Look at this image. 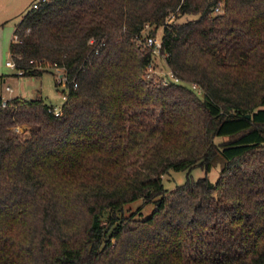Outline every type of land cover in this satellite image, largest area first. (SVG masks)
Returning <instances> with one entry per match:
<instances>
[{
  "label": "trees",
  "instance_id": "trees-1",
  "mask_svg": "<svg viewBox=\"0 0 264 264\" xmlns=\"http://www.w3.org/2000/svg\"><path fill=\"white\" fill-rule=\"evenodd\" d=\"M158 27L181 83L144 74ZM9 56L68 83L58 115L0 106V264H264V0H46ZM198 165L217 178L164 187Z\"/></svg>",
  "mask_w": 264,
  "mask_h": 264
},
{
  "label": "rangeland",
  "instance_id": "rangeland-1",
  "mask_svg": "<svg viewBox=\"0 0 264 264\" xmlns=\"http://www.w3.org/2000/svg\"><path fill=\"white\" fill-rule=\"evenodd\" d=\"M32 1L33 0H0V75L7 78L6 82H2L0 79V93L3 94V97H41L47 104L60 107L64 101L63 94L67 92V87L64 83H57V76L53 71H44L37 76L18 75L15 68L6 65V61L11 59L9 56V41L13 26L19 20L20 15L31 7ZM196 17V14H182L173 17V19L181 22ZM155 35L157 38H161L162 27L157 28ZM153 64L154 69L158 73L162 74L163 72H168V67L161 56L156 57ZM6 85L10 86V92L6 89ZM28 129L29 125L22 123L18 125L17 132H19L20 135L27 136ZM221 139L223 138L216 137L215 141H220ZM218 173V165L212 167L208 172H205L204 167L198 165L190 170H169L162 175V181L165 188L173 190L177 185L183 183L187 177L195 179L207 175L209 179L214 181ZM152 209V202H144L141 198H138L125 204L123 213L130 214L135 211L137 217H146L151 213Z\"/></svg>",
  "mask_w": 264,
  "mask_h": 264
},
{
  "label": "built area",
  "instance_id": "built-area-1",
  "mask_svg": "<svg viewBox=\"0 0 264 264\" xmlns=\"http://www.w3.org/2000/svg\"><path fill=\"white\" fill-rule=\"evenodd\" d=\"M46 1V0H33L31 3V7L36 8L38 6L39 3ZM214 11L219 12L220 11V4L216 5L214 7ZM148 27V26H147ZM90 42H93V39L90 40ZM143 45L149 47V49L151 50V54L153 56V58L155 59L156 57L161 56L163 58V56L165 55V53L163 54L161 52V39L157 38L156 35H147L144 39H143ZM97 53V51H96ZM154 61L150 62L145 70V76L146 77H157L160 79L161 83L164 85H167L169 83H181L182 81L180 80V78L178 76H176L172 71H170L168 69V72L166 73H158L155 69H154ZM6 65L11 67V68H15L17 70V74L18 75H22V70L16 68V65L14 63V61L12 59L7 60L6 61ZM57 76V83L58 84H62L64 83L65 85H67L68 83V79L67 77L58 69L55 68V72H54ZM76 85V83L74 84ZM190 87L194 90H196L197 93L200 92V89L198 88V86L195 83H191ZM8 90H10V87H7ZM63 97L65 99V94H63ZM6 100L5 98H1L0 99V106H5L6 105ZM48 111L54 113L55 115H58L61 113V106L60 107H55V106H50L48 108Z\"/></svg>",
  "mask_w": 264,
  "mask_h": 264
},
{
  "label": "crops",
  "instance_id": "crops-1",
  "mask_svg": "<svg viewBox=\"0 0 264 264\" xmlns=\"http://www.w3.org/2000/svg\"><path fill=\"white\" fill-rule=\"evenodd\" d=\"M15 25V24H14ZM13 29H14V26H13ZM12 32H13V30H12ZM12 40V34H11V38H10V41ZM10 41H9V43H10ZM0 77H2V75H0ZM1 79V81L2 82H6L7 81V78H5V77H2V78H0ZM7 87H10V86H8V85H6V89H7ZM8 90V89H7ZM9 92L11 91V88H10V90H8ZM0 96L2 97V98H5V99H9V98H12V97H14V96H8V97H3V94L2 93H0Z\"/></svg>",
  "mask_w": 264,
  "mask_h": 264
}]
</instances>
